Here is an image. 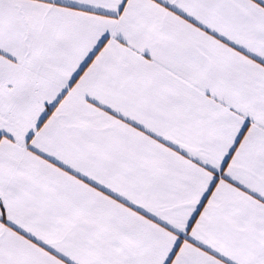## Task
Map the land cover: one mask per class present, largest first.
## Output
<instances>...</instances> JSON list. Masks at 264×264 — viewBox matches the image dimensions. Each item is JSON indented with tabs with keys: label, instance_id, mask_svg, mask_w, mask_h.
I'll list each match as a JSON object with an SVG mask.
<instances>
[{
	"label": "snow or ice",
	"instance_id": "6c2138e0",
	"mask_svg": "<svg viewBox=\"0 0 264 264\" xmlns=\"http://www.w3.org/2000/svg\"><path fill=\"white\" fill-rule=\"evenodd\" d=\"M0 264H264V0H0Z\"/></svg>",
	"mask_w": 264,
	"mask_h": 264
}]
</instances>
